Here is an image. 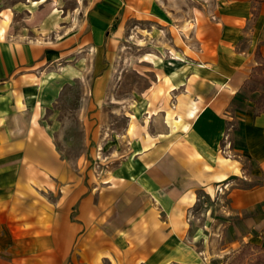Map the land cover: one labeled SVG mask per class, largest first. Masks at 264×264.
Segmentation results:
<instances>
[{"label":"crops","instance_id":"obj_1","mask_svg":"<svg viewBox=\"0 0 264 264\" xmlns=\"http://www.w3.org/2000/svg\"><path fill=\"white\" fill-rule=\"evenodd\" d=\"M123 4H89L86 39L101 59ZM0 19V264H206L190 235L201 191L229 184L235 211L264 210V184L231 183L264 177V110L255 108L264 87L250 80L264 78V0H223L201 48L160 70L149 127L127 133L130 152L103 185L68 171L44 122L83 64L45 71L72 53L67 45L26 39ZM251 83L255 101L235 111ZM88 133L101 142L98 127Z\"/></svg>","mask_w":264,"mask_h":264},{"label":"rangeland","instance_id":"obj_2","mask_svg":"<svg viewBox=\"0 0 264 264\" xmlns=\"http://www.w3.org/2000/svg\"><path fill=\"white\" fill-rule=\"evenodd\" d=\"M91 1L1 0L0 9L5 12L0 18H9L12 32L23 33L26 39L40 40L51 48L67 45L72 53L48 63L45 71L79 61L83 64L78 77L61 86L44 111V122L51 124L49 133L68 162V171L83 175L86 182L97 178L103 185L106 177L113 179L122 156L130 152L127 133L132 137V132L149 127L147 113L157 101V74L171 67L174 58L183 60V51L201 48L223 0H123L111 29L110 51L105 45L108 55L103 59L95 54L89 36L86 39L91 31L87 23ZM78 31L83 32V40L75 37ZM97 82L103 98L99 107H95ZM255 88L251 83L245 89L234 103L235 111L246 110L248 100L255 101L250 94ZM262 93L255 107L259 110L264 109ZM94 113L98 117H92ZM92 119L97 122L93 124ZM96 127L101 132L97 145L89 142L88 133ZM238 179L232 178L234 187L264 184V177ZM230 188L229 184L218 185L200 192L189 215L194 247L206 264H264V226L255 224L264 221V210L235 211Z\"/></svg>","mask_w":264,"mask_h":264},{"label":"trees","instance_id":"obj_3","mask_svg":"<svg viewBox=\"0 0 264 264\" xmlns=\"http://www.w3.org/2000/svg\"><path fill=\"white\" fill-rule=\"evenodd\" d=\"M250 80L253 81V82H255V83H259V84H261V85L264 86V78L263 77H260V76H258L256 74H253L251 76ZM262 110H264V109H262Z\"/></svg>","mask_w":264,"mask_h":264}]
</instances>
